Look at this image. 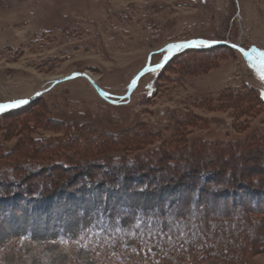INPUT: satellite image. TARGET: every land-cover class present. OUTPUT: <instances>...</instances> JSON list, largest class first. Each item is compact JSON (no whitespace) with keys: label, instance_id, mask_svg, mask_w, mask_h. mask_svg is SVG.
Returning a JSON list of instances; mask_svg holds the SVG:
<instances>
[{"label":"rangeland","instance_id":"obj_1","mask_svg":"<svg viewBox=\"0 0 264 264\" xmlns=\"http://www.w3.org/2000/svg\"><path fill=\"white\" fill-rule=\"evenodd\" d=\"M195 40L224 45L180 49L120 99ZM230 45L259 60L264 0H0V103L31 100L0 115V264H140L168 226L181 254L257 238L245 260L264 264V80ZM73 74L110 97L57 83ZM199 187L218 188L212 224L183 231Z\"/></svg>","mask_w":264,"mask_h":264},{"label":"trees","instance_id":"obj_2","mask_svg":"<svg viewBox=\"0 0 264 264\" xmlns=\"http://www.w3.org/2000/svg\"><path fill=\"white\" fill-rule=\"evenodd\" d=\"M166 67H162V68L154 71V73L162 72L164 68L166 69ZM262 101L264 103V100H262ZM228 174H230L229 177H231L232 173L229 172ZM234 176L236 177L237 174L234 173ZM234 178H233V181H235ZM199 188H200V190H198L196 192L195 198H193L195 203H197V204H195V206H193L194 208L190 212V219H184L181 222V226L183 227V231L186 230V228H184V226H186L185 224L190 225L193 223L192 226L195 229L196 228L199 229V231L201 230V228H203L205 226L207 220H208V225L210 223L212 224V221H210L208 219L209 215H207V212H208L207 209L204 210V208H206V207L203 206V204H199V203H200L201 197L204 195L203 191H205V190H203V189H206L207 195H210L212 198L213 196L217 197V195L219 193L218 188H211V187H210V189H207L205 187H199ZM202 211H203V213H201ZM171 215L172 214L165 215L164 217H167L166 220H169L171 222V224L173 225V221L175 222V220H173ZM141 216L145 217L146 215H145V213H141ZM148 218H149V216L147 217V219ZM193 218L195 220V223L197 224L196 226L194 225ZM140 219H141L140 216L137 220H135V219L131 220V217H130L129 218L130 223H128L124 228H120L117 226L112 228V226H111L110 228H112L113 230H110V232L114 233L115 231H118L119 232L118 237H125V238L132 237V234L135 235L136 233L139 232L140 227L141 228H144V227L147 228V220L144 222H141ZM201 220H203L204 223H201L200 222ZM222 220H224L223 222L225 223V225L230 224V218H227L225 216L224 218H222ZM249 220H251L250 224H254V226L256 228L258 227V229H259V227L261 226L260 223H256L257 221H255V219L253 217ZM153 222H155V220ZM158 222H161L160 219L158 220ZM223 222H221L220 224H217V225L215 224L216 227L218 226V228L220 227V229H226L224 227ZM242 223L244 224L245 222H242ZM236 224H237V222H236ZM248 224H249V221H248ZM166 226H168L167 222H165V227ZM107 228L108 227H105V229H107ZM171 228H172L171 226H168L167 229L164 230V232H160L157 230L154 232V236H151V237L149 236L150 239H152V238L155 239V243L153 242L154 244H149V246L152 245V247L155 249L156 252L151 253L149 251L148 252L149 254H147V256L145 255V258L144 257L142 258V261L140 262V264H251L249 262H246L245 256L247 254L249 255V252L253 253V252L258 250V247H256L254 245L255 243H257L256 242L257 238L254 239L252 237V241H254V242H246L245 237H244L243 242H245V243L242 245H239L237 243V241H235V239L234 240L231 239V243H230L231 247L226 246V247L215 248V246L213 244H211V245H208L206 247H205V245L203 247L201 246L202 248L199 251H197L196 249H194L195 245L193 246V249H191L192 245H190V246L183 248L184 250L188 249L189 251H187V252L184 251V253L181 254L182 251L177 252L176 250L171 249L172 244L169 242V239H170V237L175 236V235H173L172 231L170 230ZM205 229H208V227H205ZM145 232L147 233V230ZM120 235H122V236H120ZM212 238H215V237L213 236Z\"/></svg>","mask_w":264,"mask_h":264},{"label":"water","instance_id":"obj_3","mask_svg":"<svg viewBox=\"0 0 264 264\" xmlns=\"http://www.w3.org/2000/svg\"><path fill=\"white\" fill-rule=\"evenodd\" d=\"M195 41H201V40H195ZM191 42L193 41H190V42H182V43H176V44H172L171 46H169L167 49H169V52L166 56V59L164 60L163 63L159 64V65H155V66H151L150 64H148V66L146 68H144L139 74L138 76L133 80V82L131 83L130 85V89L128 91V94L125 96V97H121L120 99L121 100H124V99H127L131 96V94L133 93V91L135 90V88L137 87V85L139 84V81L140 79L145 76L147 73H150V72H154L162 67H164L168 61L176 54L177 51H179L180 49H188V48H197V45H193L191 44ZM207 42V41H206ZM223 43H213V42H207L206 44H203L202 46H206V47H213V46H216V45H222ZM173 45H188V46H184V47H180V48H175V47H172ZM224 45V44H223ZM230 46H234V45H230ZM234 49H237V50H240L239 47H233ZM242 52V51H241ZM242 54H244L242 52ZM247 57V56H246ZM248 58V57H247ZM253 63H259V60L256 59L254 56H253V59L251 60ZM79 77H84L86 79L89 80V82L91 83V85L96 89V91L98 92V94L103 97V98H108L110 97L107 93H105L104 91H102L98 86L97 84L91 79L89 78L87 75H83V74H73V75H70L66 78H63L61 79L60 81H58L57 83H64V82H67V81H70V80H73V79H76V78H79ZM56 83V84H57ZM38 97V96H37ZM29 103H31V100H28ZM28 103V104H29ZM27 105V104H26ZM25 106V105H23ZM21 106V107H23ZM21 107H18V108H21ZM18 108H12V109H9L7 111H11V110H15V109H18ZM5 111V112H7ZM5 112H0V115L5 113Z\"/></svg>","mask_w":264,"mask_h":264},{"label":"snow or ice","instance_id":"obj_4","mask_svg":"<svg viewBox=\"0 0 264 264\" xmlns=\"http://www.w3.org/2000/svg\"><path fill=\"white\" fill-rule=\"evenodd\" d=\"M206 43H207L206 41H193V42H191V44L197 45V46L203 45ZM184 46H188V45H173L172 47L180 48V47H184ZM233 47H236V46L234 45ZM240 50L250 60L253 59V55H254V53H256V49H253L251 52L244 51L243 49H240ZM252 67H254L261 74V79L264 80V52L259 53V63L254 62L252 64ZM38 95H39V93H38ZM28 103H29V101L25 100V99H16V100H13L9 103H0V112H5V111L12 109V108H18V107H21V106L26 105ZM181 234H183V233H181Z\"/></svg>","mask_w":264,"mask_h":264},{"label":"bare ground","instance_id":"obj_5","mask_svg":"<svg viewBox=\"0 0 264 264\" xmlns=\"http://www.w3.org/2000/svg\"><path fill=\"white\" fill-rule=\"evenodd\" d=\"M168 66H169V65H168ZM168 66H167V67H168ZM167 67H166V68H167ZM163 72H164V71H163ZM60 78H61V77H60ZM60 78L54 77V78L51 79V81H52V80L55 81V80L60 79ZM93 81H94V80H93ZM94 82H95V81H94Z\"/></svg>","mask_w":264,"mask_h":264}]
</instances>
